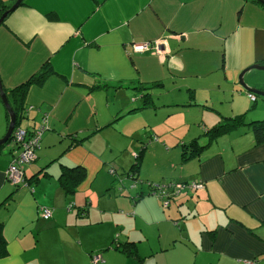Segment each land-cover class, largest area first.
<instances>
[{"label":"crops","instance_id":"obj_1","mask_svg":"<svg viewBox=\"0 0 264 264\" xmlns=\"http://www.w3.org/2000/svg\"><path fill=\"white\" fill-rule=\"evenodd\" d=\"M249 17L253 22H243ZM0 28L9 43L40 62L19 84L37 77L43 64L51 69L41 84L29 86L25 100L33 111L32 116L24 111L23 119L33 120L26 129L36 128L37 116L40 124L47 114L35 158L22 168L27 177L39 174L33 189L5 179L11 146L8 156L0 154V222L7 251L0 264H91L96 253L100 264H264V142L256 145L240 126L210 142L205 134L225 116L256 118L246 120L245 111L231 107L215 123L175 132L151 117L158 116L154 95L173 113L194 110L201 102L213 110V103L201 99L205 94L196 96L198 90H216L228 81L236 87L235 72L264 64V5L255 0H24ZM156 39L165 40L164 56L152 49L132 51L133 42ZM51 77L56 79L48 81ZM249 81L264 90V80ZM53 83L60 91H47ZM106 83L123 90L133 85L136 91H120L119 101L107 108L92 105L96 92L111 88L90 87ZM154 86L168 91L165 99L149 90ZM76 87L87 91L80 94ZM176 87L180 91H170ZM146 100L149 105L142 107ZM257 101L249 110L263 111L256 113L258 120L264 117V101L259 106ZM131 117L135 120L128 124ZM116 121L124 122L126 133L133 130L132 149L138 143L139 149L151 148L148 158L158 150L175 152L166 176L158 170L164 161L146 163L143 151L138 183L133 182L127 165L135 159L117 157L125 146L109 133L117 130ZM194 139L203 148L183 161L181 144L189 150ZM61 164L84 167L85 178L73 194L59 182ZM196 180L202 188H182L166 207L150 192L149 183ZM113 204L122 215H115L111 228H102L112 219ZM83 205L87 211L78 215ZM41 206L51 209V217H42ZM85 226L91 233L80 231ZM128 242L134 244L133 256L122 251Z\"/></svg>","mask_w":264,"mask_h":264},{"label":"rangeland","instance_id":"obj_2","mask_svg":"<svg viewBox=\"0 0 264 264\" xmlns=\"http://www.w3.org/2000/svg\"><path fill=\"white\" fill-rule=\"evenodd\" d=\"M2 1L5 3L10 2V0H2ZM236 8L233 12L236 11ZM243 22H245V23L253 22V17H249L248 19L244 18ZM232 27L233 26L231 23L230 28L232 29ZM0 30H1V28H0ZM150 41H152V40H150ZM132 51H134V50H132ZM148 51H150V50H148ZM31 57L32 56H30V58H29V56L27 54H25L23 50L17 48L16 45L9 43L8 40L6 39V37L3 36L2 34H0V80H1V83L3 84V86L5 87L6 90H8V88H11L10 86H12V85L13 86L18 85L22 79L29 77V75L31 73L37 72V68L40 66V62L38 61L36 63L35 59L31 58ZM29 67L32 71H28ZM21 69H23V70H21ZM239 74H240V71L235 72L234 76H233V80L236 83V87L232 86L230 81H228L227 83H223L216 90L205 89L202 92L200 90L197 91V93H196L197 97H199V96L201 97L205 94L207 98L205 99V95H204L201 99L205 100V103H213L217 107L213 110L205 108L204 103L201 102L196 107H193L194 110H186L185 112H182L180 114L173 113L171 110L172 109L171 107L161 106V103H159V101L156 99L157 96L154 95V102H156V106L158 107L156 110L158 113V116H155L150 112L151 117L152 118H158V121L163 122L167 126L173 128V130L175 132H180V131H183L187 128L192 129L195 126L198 127L199 125H202L201 122H207L208 124L215 123L221 118L219 113L220 112H221V114L224 113L223 116H225V114L230 113L231 107H233L236 110H240V113H243L245 111L246 120H252L251 118L253 116H254V118H256L253 120H257L258 115L256 113H261L263 111L257 110V107L253 108L252 110H249L251 108V101L246 96L247 95L246 90H244L241 87V85L239 84V80H238ZM55 79L56 78L51 77V78H49L48 81H54ZM249 80H253V81L264 80V70H257L256 69V70L248 71L247 73L244 74V81L245 82L246 81L251 82ZM246 84H247V82H246ZM117 85H118L117 83H110L109 86L111 89H106V90H101V92H96L94 100L91 101L90 103L92 105H98L99 107L107 108L108 105L112 106V104L119 101L118 96L121 93L120 91H136V90L132 89L133 85H129L128 89H125V90L117 89ZM151 85H152V82L148 83V86H151ZM109 86H107V88ZM55 87H56V85L53 83V84H50L48 87H46V89H47V91H60L59 89L55 90L54 89ZM76 89H78V91H80V94H82V91H87V88H85V87H76ZM225 89H226V91H225ZM239 89H241V90H239ZM149 90L155 94L161 93L160 98H159L160 100L165 99V97L168 94V91H165V89H163L159 86H154ZM69 91H73V90L70 88ZM170 91H180V90H178V88L176 87V88L170 89ZM236 92H238L237 97H235ZM193 96H194V94H193ZM130 98L131 97H129V98L127 97V100ZM257 100L258 101L256 104H257V106H259L261 104V101H264V97L257 96ZM190 108H191V106H190ZM168 109H170V110H168ZM175 109L179 110V107H175ZM191 113H193V115H191ZM31 114H33V111H31L30 115ZM187 115H190V116H187ZM2 118L5 119V122L3 125V131H4L3 134H4L7 130L8 121H7L6 109H5L4 105L2 104V102L0 101V125L2 124ZM263 118L264 117L258 118V120L263 119ZM38 120H39V116H37L36 120L34 121V125H37V127L39 126ZM131 120H135V117L128 118V120H126V121L129 124L131 122ZM28 122L33 123V120H28V117H27L26 119H23L19 125L21 127L25 128V127H27ZM248 122H246V123H248ZM115 126H116L117 130L112 128L109 133H110V135L113 138L115 143H117V144H123L124 143V146H125L124 149H120L118 151L117 157L123 158V159L124 158L127 159V157H128V158H131V160H132V158L136 159L138 153H140V151H141V149H139V143L132 145L134 149H132V147L128 145L129 142H131V140H135V135H133V130L130 131L129 133H126L127 127L125 126L124 122H122V121H116ZM209 126H211V125H209ZM240 128L241 129H247L248 131H250L251 135H253L250 125H242V126H240ZM250 133H249V135H250ZM8 144H9V146H11L12 144H14V141L11 140L10 142H8ZM143 147H144V145H143ZM37 151H38V149H37ZM3 152H4L3 156H8V153L6 150H4ZM144 152H145V156L143 159L146 163H150V162L154 161L155 159H158L159 161L160 160L164 161V163L162 165L158 166V170L160 172L162 171L161 174L163 176H166L165 171L168 168L167 167L168 158H170L171 155H173V153H175V152L172 149L170 150V152H161L160 150H158V151H154V154L152 155V157L150 156V158H148L147 154L152 152L151 148H148L147 150L145 149ZM180 152H181V150L179 151V153ZM132 162H134V161H132ZM132 162H130L127 165V167H130ZM143 167H150V165L145 164ZM147 170L150 172L156 171V170H152L151 168H147ZM109 171L111 173L112 169H110ZM169 172H170V170H167V174ZM127 173H130V169ZM125 174H126V171H125ZM111 175L113 176V174H111ZM26 176H29V175H26ZM126 176H128V175L126 174ZM26 178H28V177H26ZM117 178H118V175H117ZM33 182L30 184V187H33ZM140 182H142V181H140ZM147 182L148 181H146V183ZM126 184L128 186L130 185L129 182H126ZM21 188H27V187L21 186ZM35 188H36V185H35ZM176 193L177 192L170 195L168 199L171 200ZM154 197L156 198V196H154ZM104 199H106V197L101 198L100 201H103ZM115 207H116L115 204H113L111 206L112 209L110 211L113 212L112 217H111L112 219H109V222H104V224L102 225V228H106V229L111 228L112 224L110 223V221H112L116 217L115 215H122V213H120L119 211H116ZM80 231L82 233L83 232L84 233H91L92 228L89 226H85V227L80 228ZM101 262H103V259H102L100 254L96 253L95 256H92V254L90 255V263L91 264H100Z\"/></svg>","mask_w":264,"mask_h":264},{"label":"trees","instance_id":"obj_3","mask_svg":"<svg viewBox=\"0 0 264 264\" xmlns=\"http://www.w3.org/2000/svg\"><path fill=\"white\" fill-rule=\"evenodd\" d=\"M14 1L15 0H13L11 2V4ZM11 4H5V3H3L2 0H0V15L7 8H9ZM21 4H23V1ZM5 18L0 25H3ZM50 74H51V69L49 67L46 69V65L43 64V66L41 67V70L39 71V74L37 77L28 78L27 80L16 85L15 87H13L9 90H5L9 104L16 114V127L13 130V132L16 130V128L19 127L20 122L25 117L24 111H26V108H27L25 106V100H26V96L29 92V86L33 83L41 84L43 82L44 78ZM104 84L92 85L90 87V89L91 90H95V89L99 90L100 88H105V87L109 86V85H107V83H106V85H104ZM192 93L193 92H191V94H190V98L193 99L194 96ZM188 104L189 103H187L186 105H188ZM145 105H149V104H147V100L144 102L142 107H144ZM7 121H8V115H7ZM245 124L250 125L253 136H254V142L256 145L264 142V118L259 119V120L249 121L248 123H246V121L244 120L243 114L235 115L232 117H230V116L223 117L221 121H218L217 124L213 125L209 129H207L205 134L207 135L208 141L210 142V141L215 140L217 137H219L225 133H228L229 131L233 130L234 128L241 126V125H245ZM32 129H27L28 131H27V135L25 137L24 143L26 141H28L30 136L33 134V132H30ZM13 132H12V135H13ZM12 138H13V136L8 141H6L4 144L0 145V154H2V152L7 149V146L9 145L8 142H10L12 140ZM154 138H156V137H152L151 139H154ZM72 139L74 140L75 138L72 137ZM12 141H14V140H12ZM181 148H182L181 156H182V160L184 161V160H187L188 158L196 155L197 153H199L201 151L200 149L203 148V146H199L197 140L194 139L189 144V150L187 149V146L185 144H181ZM21 151H22V145H20L16 141H14V144H12L11 148H10V152L12 153V157H17ZM143 151H144V147L141 148L140 153H138L136 159L134 160L135 162L133 163V165H131V168H130L129 175L134 180L133 182L138 181V173L137 172H138V168H139V162H140L141 157H142L141 154L143 153ZM23 165L24 164H20L19 168L23 171V177H24L25 181L27 182V185H30L33 181H34L33 183H36V181L40 178L39 174L37 173V174L31 175V177L26 178L27 176H25L24 170L22 169ZM61 165H63V164H61ZM43 170L45 171V169H43ZM84 171H85L84 167L81 165L80 166H78V165H76V166H67V165L61 166V171L58 175V179H59V182H61L63 190L66 194L70 195L76 191L77 186L79 184H81L85 178ZM154 185L155 184L151 185V183H149V187H150L151 192H152V189H154ZM16 186H25V185L19 184ZM32 189H33V187H32ZM85 206H87V205H85ZM85 206L83 205L84 208H82L80 211H78V215L86 213L88 207H85ZM42 207H46V206H41L40 208H42ZM2 227H3V225L0 222V257L4 256L7 252L6 251V240H5L3 233H2ZM122 247H123V249H122L123 252L127 253V255L133 256L135 247H134V244L132 242L124 243V244H122Z\"/></svg>","mask_w":264,"mask_h":264},{"label":"built area","instance_id":"obj_4","mask_svg":"<svg viewBox=\"0 0 264 264\" xmlns=\"http://www.w3.org/2000/svg\"><path fill=\"white\" fill-rule=\"evenodd\" d=\"M131 47L132 50H134V52H146L152 49L160 56H164L167 52L166 43L164 39L133 42ZM247 96L252 102L256 100L255 94L251 92H247ZM31 107L32 106H29L28 109H30ZM46 123H47V114L44 113L39 126L33 128L30 131L33 132V134L30 136L29 140L26 141L25 143L24 141L28 131L26 128L18 127L13 132L12 140L22 145V151L18 154L17 157H13L11 159L9 166L5 170V179L10 184L15 186L19 184H23L25 186H28L27 182L23 177V171L19 168V165L25 164L27 162H31L35 158L34 146L37 144L38 138L40 137L42 132L47 128ZM185 187L194 188V189L202 188L203 182L201 180H196V181H188L182 183H173L172 181L165 184L158 183L154 185V189H152V192L151 191L150 192L154 193L161 200L162 205L166 207L169 204V199H168L169 196ZM40 210L43 218L47 219L51 217L52 211L50 208L42 207L40 208Z\"/></svg>","mask_w":264,"mask_h":264},{"label":"water","instance_id":"obj_5","mask_svg":"<svg viewBox=\"0 0 264 264\" xmlns=\"http://www.w3.org/2000/svg\"><path fill=\"white\" fill-rule=\"evenodd\" d=\"M24 0H15L9 8H7L1 15H0V24L3 22L4 18L11 13L14 9H16ZM264 4V0H259ZM264 70V64H259V63H254L252 65H249L248 67L244 68L243 70H241L238 80H239V84L242 86V88L244 90H246V92H251L253 94H255L256 96H261L264 97V90L259 89L257 87L254 86H250L247 85L244 81V74L247 73L250 70ZM0 101L2 102V104L4 105L5 109H6V113L8 115V125H7V130L6 132L3 134V136L0 138V145L4 144L6 141H8L11 137H12V132L13 129L16 125V114L14 112V110L12 109V107L9 104L6 92L4 90V87L1 83L0 80Z\"/></svg>","mask_w":264,"mask_h":264},{"label":"flooded vegetation","instance_id":"obj_6","mask_svg":"<svg viewBox=\"0 0 264 264\" xmlns=\"http://www.w3.org/2000/svg\"><path fill=\"white\" fill-rule=\"evenodd\" d=\"M256 1V3H258V4H261V5H264L263 3H261L259 0H255ZM257 98V97H256Z\"/></svg>","mask_w":264,"mask_h":264},{"label":"clouds","instance_id":"obj_7","mask_svg":"<svg viewBox=\"0 0 264 264\" xmlns=\"http://www.w3.org/2000/svg\"><path fill=\"white\" fill-rule=\"evenodd\" d=\"M4 90H5V89H4ZM255 96H256V95H255ZM256 97H257V96H256ZM253 102H254V101H253ZM31 108H32V107H31ZM27 110H30V109H28V107H27V108H26V111H27ZM15 127H16V125H15ZM15 127H14V128H15ZM13 130H14V129H13Z\"/></svg>","mask_w":264,"mask_h":264},{"label":"bare ground","instance_id":"obj_8","mask_svg":"<svg viewBox=\"0 0 264 264\" xmlns=\"http://www.w3.org/2000/svg\"><path fill=\"white\" fill-rule=\"evenodd\" d=\"M210 127V126H209ZM187 139V138H186Z\"/></svg>","mask_w":264,"mask_h":264}]
</instances>
